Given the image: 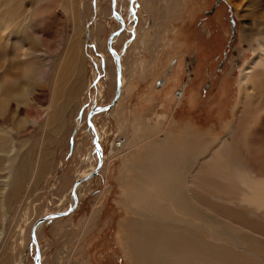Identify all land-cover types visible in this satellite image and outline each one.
Listing matches in <instances>:
<instances>
[{"label": "rangeland", "instance_id": "rangeland-1", "mask_svg": "<svg viewBox=\"0 0 264 264\" xmlns=\"http://www.w3.org/2000/svg\"><path fill=\"white\" fill-rule=\"evenodd\" d=\"M85 1V8L81 5L74 14L63 1L56 6L57 10L53 8L59 15L54 28L55 32L60 30L64 38L60 40L75 34L77 22L82 25L85 90L60 130H44L38 124L15 130L21 129L16 136L27 137L24 154L30 155L28 167L42 161L50 174L30 186L25 199L10 210L0 264H15L19 260L21 264H35L37 250L29 238L31 226L48 212L70 208V193L77 177L93 171L97 165L98 150L88 131L87 117L91 108L109 105L116 93V61L107 43L113 33L118 35L120 22L111 11L113 0ZM116 1L125 28L114 40L113 48L124 56V85L118 104L95 114L92 122L105 162L96 176L81 184L78 206L72 213L40 224V264H136L129 248L126 249L135 215L121 201V196L126 197V178L131 176L123 164L134 136L139 141H147L151 136L161 138L157 131L172 126L173 114V130L180 132L190 122L202 131L210 129V134L217 137L227 133L233 120L243 119L235 118L233 111H241V69L255 58L258 41L264 39V0H153L156 10H161L157 21L140 0ZM57 47L52 43L50 51L56 52L60 49ZM172 59H176L172 67L176 72L180 70L175 81L166 80L164 74L170 70ZM184 83L186 94L176 108L178 100L173 94ZM42 87L35 92L40 97L36 108L31 104L17 109L12 104L19 114H15L11 126H17L18 117L24 119L27 110H31L33 119L42 120L36 114H41L49 99L48 88ZM249 87L243 92L253 93L251 103L245 98L243 105L245 110L255 109L246 115L252 122L256 113L264 117V88ZM122 138L123 142L116 145ZM138 148L135 150L139 155Z\"/></svg>", "mask_w": 264, "mask_h": 264}, {"label": "bare ground", "instance_id": "bare-ground-1", "mask_svg": "<svg viewBox=\"0 0 264 264\" xmlns=\"http://www.w3.org/2000/svg\"><path fill=\"white\" fill-rule=\"evenodd\" d=\"M60 1L72 9V14L81 5L84 8L86 5L85 0H0V82L6 77L11 78L0 87V248L8 236L4 237L7 232L5 225L12 207L25 199L30 186H35L37 181L41 182L50 174L42 161L39 164L31 161L32 166L28 167L27 156L30 155L24 154L27 137L16 136L15 133L21 129L15 130L23 125L24 128L28 125L34 127L35 124L44 130L48 127L60 130L73 114L85 90L82 80L85 69L82 25L77 22L75 34L62 41L60 30L55 32L54 24L59 19L53 9L61 5ZM140 4L157 21L161 10H156L154 1L140 0ZM121 26L120 22L118 35L125 28V25L122 29ZM114 34L111 35L112 46L118 36ZM52 43L60 48L53 53L50 51ZM258 46L255 58L249 60L240 72L241 111L233 112L235 118L243 119L233 120L225 135L212 136L210 129L202 131L190 122L184 130L177 132L172 129L175 122L173 114L172 126L157 131L161 132V138L151 136L147 141H139L138 136H134L123 164L131 176L126 178V197L121 196V201L135 215L126 249L129 248V255L136 264H264V117L256 113L250 122L246 115L255 109L245 110L243 105L245 98H248L247 103H251L250 97L253 96V93L247 94L243 90H249V86L258 90L264 88V39L258 41ZM117 53L121 63L122 92L124 56L122 52ZM113 57L115 59L114 54ZM115 81L117 84L118 71ZM43 85L49 90V99L41 114H36L40 118L42 116V120L33 119V113L27 110L24 119L18 117L19 126H11L15 114H19V110L13 109V103L17 109L21 105L28 108L31 104L34 109L40 99L34 95L31 102L25 103L23 99L13 97L24 88H33L37 92ZM186 88L187 83H184L176 94L173 92L178 100L176 108L185 96ZM121 92L115 98L116 90L111 107L118 104ZM93 117L91 123L87 117L92 138L99 137L92 124ZM100 147L97 150L103 154L101 144ZM137 147L141 149L139 155L135 150ZM95 154L98 164L99 154ZM104 158L103 155V163ZM91 172L81 173L77 180L85 179ZM81 184L75 191L78 201ZM70 197L71 207L74 204L73 191ZM42 226L36 229V242L32 226L29 232L32 246L39 250L35 264L41 262L42 247L38 233ZM15 264H21V261Z\"/></svg>", "mask_w": 264, "mask_h": 264}, {"label": "water", "instance_id": "water-1", "mask_svg": "<svg viewBox=\"0 0 264 264\" xmlns=\"http://www.w3.org/2000/svg\"><path fill=\"white\" fill-rule=\"evenodd\" d=\"M113 1H114L113 2V12H114L116 18L119 20V22H121V25H122L121 29H122L124 27V25H125V22H124V19L117 12L116 1L115 0H113ZM107 45H108V48H109L110 52L112 54H114L115 61L117 63V71H118V82H117V84H118V86H117V94H116V97H115V98H117L119 96L120 92H121V63H120V56H119L117 51L112 46V36L109 37ZM114 102H115V99L113 100V102L110 105H108L106 107H103V108H101V107H93V108H91L90 112L88 113V122L91 123V118L98 111H103V112L104 111H108L111 108V106L114 104ZM93 142H94L96 148L100 147L99 139L97 137L93 138ZM98 153H99V161H98L97 167L91 172V174L89 176H87V178L76 180L74 185H73L72 191H73L74 204L70 208H68L66 211H64V212L51 213V214H49V215H47L45 217H42L39 220H37L35 222L34 226H33V229H32L33 239H35L36 229L41 223H43L45 221H49V220H51V219H53L55 217L68 215V214L72 213L77 208L78 198H77V195L75 193L77 187L84 180H88V179L96 176L99 173L101 166L103 165L102 152L100 150H98ZM35 242H36V239H35ZM38 257H39V250H37V252H36L35 259H37ZM36 264H39V263L36 262Z\"/></svg>", "mask_w": 264, "mask_h": 264}, {"label": "clouds", "instance_id": "clouds-1", "mask_svg": "<svg viewBox=\"0 0 264 264\" xmlns=\"http://www.w3.org/2000/svg\"><path fill=\"white\" fill-rule=\"evenodd\" d=\"M11 78L6 77L5 80L3 82H0V87H3L5 84H7L8 82H10ZM35 95V91L33 88H24L19 94L18 96H14L13 99H23L25 101V103L31 102L33 97Z\"/></svg>", "mask_w": 264, "mask_h": 264}, {"label": "crops", "instance_id": "crops-1", "mask_svg": "<svg viewBox=\"0 0 264 264\" xmlns=\"http://www.w3.org/2000/svg\"><path fill=\"white\" fill-rule=\"evenodd\" d=\"M174 24V22L171 24V25H173ZM151 26H152V28H151V30H155L154 29V26L151 24ZM150 29V28H149ZM170 29V27H168V28H166V30H169ZM134 47H136V45L134 46ZM176 59H172V60H170V62H169V67H171L170 68V70H169V68H168V71H165V75L167 76L166 77V80H167V78H171V80H173V81H175V80H177L178 78L177 77H179V73L177 74L176 73V71H175V68L174 67H172L173 66V63H174V61H175ZM176 66V65H175ZM179 72H180V70H179ZM162 78H164V75L161 77V79ZM167 88V87H166ZM165 89V88H164ZM173 89V88H172Z\"/></svg>", "mask_w": 264, "mask_h": 264}]
</instances>
